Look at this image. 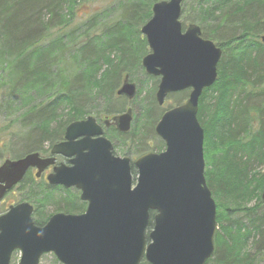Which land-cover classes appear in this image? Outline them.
<instances>
[{
    "label": "trees",
    "instance_id": "1",
    "mask_svg": "<svg viewBox=\"0 0 264 264\" xmlns=\"http://www.w3.org/2000/svg\"><path fill=\"white\" fill-rule=\"evenodd\" d=\"M94 1L107 7L81 10ZM160 1L0 0V78L7 91L6 111L25 131L13 142L23 138L28 145L22 154L13 155L14 145L0 152V162L44 152L46 145L62 139L72 122L129 109V100L116 90L126 76L132 82L138 71L144 73L141 61L149 49L140 29ZM185 1L183 20L197 23L203 39L222 50L218 78L203 91L197 113L204 132V178L216 205L214 253L206 264H264V203L246 189L254 173L251 163L264 164V0ZM149 81L152 86L145 88ZM157 86L158 81L146 75L136 90L145 95L135 125L127 135L108 136L116 155L137 157L150 141L151 151L163 148L154 136L164 112L155 99ZM171 97L180 104L186 93ZM115 100L123 105L116 108ZM155 109L158 116L152 115ZM18 188L26 194H19L16 203L33 205L32 220L38 227L52 215L48 207L84 209L61 196L55 201L43 183L29 176ZM251 199L252 206L245 204ZM153 216L150 213V228Z\"/></svg>",
    "mask_w": 264,
    "mask_h": 264
},
{
    "label": "water",
    "instance_id": "2",
    "mask_svg": "<svg viewBox=\"0 0 264 264\" xmlns=\"http://www.w3.org/2000/svg\"><path fill=\"white\" fill-rule=\"evenodd\" d=\"M184 0L153 4L150 20L141 27L149 53L141 65L149 77L159 78L155 93L163 106L172 93L190 90L184 104L166 111L155 127L165 144L159 154L134 161L113 155L93 118L67 126L64 142L51 155L72 158L71 167L56 168L50 186L75 187L87 202L79 216L56 214L35 226L32 206H10L0 216V264H10L15 251L18 264H39L52 254L61 264H206L214 253L216 205L204 178V132L197 113L204 90L218 78L222 50L203 39L200 28L180 22ZM264 45V35L261 37ZM118 96L132 100L136 87L126 76ZM118 131L130 130L132 111L113 118ZM28 154L0 164V200L19 184L30 168L38 174L53 164ZM261 201L264 203V179ZM152 218V228L146 234Z\"/></svg>",
    "mask_w": 264,
    "mask_h": 264
},
{
    "label": "rangeland",
    "instance_id": "3",
    "mask_svg": "<svg viewBox=\"0 0 264 264\" xmlns=\"http://www.w3.org/2000/svg\"><path fill=\"white\" fill-rule=\"evenodd\" d=\"M189 2H190V0L185 1V5H188ZM106 7H107L106 3L102 2V1H94V2H91L90 4L84 5L81 8V10L87 11L90 8V9H92V11H98V10L101 11ZM189 21H191V20H189ZM180 22H181L182 28L184 30L186 25L188 24V22L186 23L183 20V15L180 18ZM195 25H198V24L195 23ZM154 79L159 82V79H157V78H154ZM129 82L134 84L136 86V90H137L140 87L141 82L142 83L146 82V75H144V73H142V71H138L137 74H135V76H134V81L131 82L129 80ZM120 85L117 87V90L119 89ZM0 86H1L0 87V152H2V154H5V153H7V149L10 146L13 147V145H14V148L11 149L13 155L22 154L25 152L26 148L28 147L27 143L23 142L24 141L23 138L17 139L16 144L13 141H16V137L23 135L25 131L21 130L20 124L19 123L16 124L14 117L10 116L11 115L10 112L6 111V109H7L6 108L7 91L4 90V88H3V82L1 80V78H0ZM146 86L147 87H145V88H149L150 86H152V83H150V81H149V82H147ZM144 95H145V92L142 93L141 95L136 94L135 98L131 101H127V104L125 105V108H130L133 110V119H132L131 128H133V124L136 121L135 120L136 115L141 112V110H140L141 106L139 105L140 104L139 102H141L140 100L144 97ZM174 104L175 103L173 101V97H171V98L166 99L164 102V105L162 107H159V109L163 112V111L167 110L169 107L173 106ZM122 105H123L122 100H115L114 106L116 108H118V107L120 108ZM158 113H159V111L157 109H155L152 115L158 116ZM118 114L119 113L110 114V115H108V117H112V116H115ZM117 155L120 157L122 156L119 153H117ZM250 166L252 168V171H254V173H252L248 177V183H247L246 189L248 188L251 191L250 197L255 198L257 195H259L261 197L262 183H263V179H264V164L258 165L256 163H251ZM132 177H133V181L135 183L136 177H137L136 172H133ZM259 186H261V189ZM18 190H19V188H18ZM18 190L16 188L13 193H11L7 197H5L2 201H0V215L3 213V210L6 209L9 204H12L14 202H18V200L20 199V195L22 196L23 194L24 195L26 194V191H20V190L18 191ZM21 193H23V194H21ZM254 203H255V201L253 199H251L245 204L252 206ZM53 210H54L53 207L47 208V211L50 214L53 213ZM4 211H6V210H4ZM236 217H238V216H236ZM151 228H150V226H148L146 234L151 230ZM19 259H20V252L15 251L11 256L10 264H18ZM39 264H61V263H59L56 260L54 255L46 254V255L41 257Z\"/></svg>",
    "mask_w": 264,
    "mask_h": 264
},
{
    "label": "flooded vegetation",
    "instance_id": "4",
    "mask_svg": "<svg viewBox=\"0 0 264 264\" xmlns=\"http://www.w3.org/2000/svg\"><path fill=\"white\" fill-rule=\"evenodd\" d=\"M201 31V30H200ZM202 36V35H201ZM262 36V35H261ZM261 36H260V38H261ZM203 38V37H202ZM180 93H186V98H185V100L182 102V103H180V104H174L173 106H171L170 108H168L167 110H165L163 113H162V115L166 112V111H168V110H170V109H172V108H175V107H178V106H180V105H182V104H184L185 103V101L187 100V98H188V96H189V93H190V90H186V91H183V92H179V93H172V94H169L167 97H166V99H168L170 96H172V95H176V94H180ZM122 97V96H121ZM165 99V100H166ZM128 110V109H127ZM126 110V111H127ZM125 111V112H126ZM124 112V113H125ZM123 114V113H122ZM121 115V114H120ZM161 115V116H162ZM117 115H115V116H112V117H108V116H102V117H93V116H87V117H85L83 120H86L87 118H89V117H91V118H93L94 119V121H95V123H96V125L100 128V130H101V132H102V137L103 138H105L106 140H108L111 144H112V147H113V150H112V153H113V155L114 156H116V157H120V156H118V155H116L115 153H114V142H113V140H111V139H109V135H111V134H116V135H127L129 132H130V130H129V132H127V133H121V132H119L118 131V128H117V125H116V123L113 121V118L114 117H116ZM119 116V115H118ZM161 118V117H160ZM132 119H133V117H132ZM160 120V119H159ZM80 121H82V120H80ZM159 122V121H158ZM157 122V123H158ZM73 123V122H72ZM157 123H156V125H157ZM71 124V123H70ZM70 124H68V125H70ZM131 124H132V121H131ZM67 125V126H68ZM156 125H155V127H156ZM67 126L65 127V130H66V128H67ZM155 127H154V136L160 141V142H162V144H163V148L161 149V151L160 152H157V151H151L152 150V146H153V142L152 141H150V142H147V148L139 155V156H137V157H129V156H125V155H123V156H121V157H128L129 159H130V166H131V173L133 174V172L135 171V168L133 167V163H134V161L135 160H137L138 158H140L141 156H143V155H146V154H149V153H151V154H159V153H161V152H163L164 150H165V144H164V142L160 139V138H158L157 137V135H156V133H155ZM130 129H131V126H130ZM65 130H64V133H65ZM62 142H64V134H63V136H62V139L59 141V142H57V143H55V144H53V145H51V146H48V145H46V147H45V150H44V152H42V153H38L37 152V154H38V156H39V158L40 159H53V164H51V165H49L48 167H46L42 172H40L39 174H38V170H37V168H30V169H28L27 170V172H26V174H25V176L23 177V179L25 178V177H27V176H29V177H31L32 178V180L34 181V182H36L38 185H40L41 183H43L45 186H46V188H47V190L48 191H50L52 194H53V196H54V200L55 201H57L59 198H60V196L61 197H63V199L65 198V201H67L68 203H69V205H81L84 209L83 210H81V211H68V212H65L64 210L63 211H58L57 209L55 210V208H54V210H53V213H52V215L50 216V218L52 217V216H54V215H56V214H64V215H74V216H79V215H82V214H84L85 213V211H86V208H87V202H84V201H82L81 199H80V196H81V192L79 191V190H77L75 187H72V188H64L63 186H50L49 185V183H48V178L51 176V175H53L54 174V171H55V169L56 168H59V167H61V166H64V167H66V168H70L72 165H71V160H72V158H65V157H63V156H61V155H51V149L55 146V145H58V144H61ZM31 154V153H30ZM26 156V155H25ZM24 157V156H23ZM23 157H21V158H23ZM21 158H19V159H21ZM6 159V158H5ZM11 160H18V159H11ZM23 181V180H22ZM17 188V186L16 187H14V188H12L10 191H8L5 195H4V197H3V199L5 198V197H7L8 195H10L11 193H13L14 191H15V189ZM2 199V200H3ZM1 200V201H2ZM65 203V202H64ZM17 203L16 202H14V203H12V204H9L8 206H7V208L5 209V210H7L10 206H13V205H16ZM30 206H32V208H33V212L32 213H34V207H33V205L32 204H30V203H28ZM33 215V214H32ZM49 218V219H50ZM48 219V220H49Z\"/></svg>",
    "mask_w": 264,
    "mask_h": 264
}]
</instances>
